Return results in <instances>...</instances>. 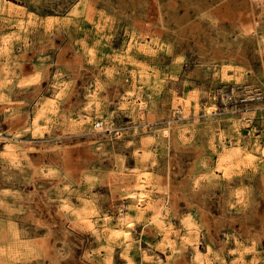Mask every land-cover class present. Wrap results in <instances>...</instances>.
I'll list each match as a JSON object with an SVG mask.
<instances>
[{
  "label": "clouds",
  "instance_id": "1",
  "mask_svg": "<svg viewBox=\"0 0 264 264\" xmlns=\"http://www.w3.org/2000/svg\"><path fill=\"white\" fill-rule=\"evenodd\" d=\"M0 264H264V0H0Z\"/></svg>",
  "mask_w": 264,
  "mask_h": 264
},
{
  "label": "rangeland",
  "instance_id": "2",
  "mask_svg": "<svg viewBox=\"0 0 264 264\" xmlns=\"http://www.w3.org/2000/svg\"><path fill=\"white\" fill-rule=\"evenodd\" d=\"M213 211L215 212V209H213Z\"/></svg>",
  "mask_w": 264,
  "mask_h": 264
}]
</instances>
